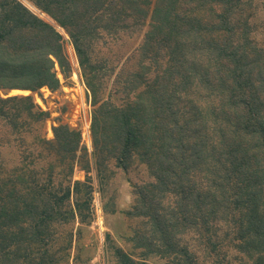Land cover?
<instances>
[{
	"label": "trees",
	"instance_id": "obj_1",
	"mask_svg": "<svg viewBox=\"0 0 264 264\" xmlns=\"http://www.w3.org/2000/svg\"><path fill=\"white\" fill-rule=\"evenodd\" d=\"M28 1L71 40L94 107L93 152L79 157L81 133L65 124L44 137L48 113L30 95H0V264L82 262L84 227L75 225L91 224L88 174L110 162L125 171L138 162L151 177L134 185L127 212L145 222L130 239L139 256L200 264L180 241L195 232L211 253L228 242L247 257L241 264H264V42L253 5ZM122 35L128 56L117 55L107 86L112 61L96 45H123ZM56 65L64 77L71 71L60 32L19 0H0V91L55 92ZM76 164L84 181L72 178ZM114 252L119 264H140Z\"/></svg>",
	"mask_w": 264,
	"mask_h": 264
},
{
	"label": "rangeland",
	"instance_id": "obj_2",
	"mask_svg": "<svg viewBox=\"0 0 264 264\" xmlns=\"http://www.w3.org/2000/svg\"><path fill=\"white\" fill-rule=\"evenodd\" d=\"M19 1L37 16L52 24L63 36L65 52L71 64V71L64 77L58 65H56L55 70L60 80V87L55 92L42 88L36 93L12 90L0 91V95L3 97L30 95L35 103L48 113L43 128L44 137L49 140L54 139L53 127L65 124L81 133L82 139L77 155L79 157L87 155L91 160L93 152L91 123L94 107L91 95L83 81L71 40L64 29L59 27L47 14L38 10L30 1L26 0L34 7H29L30 4L26 1ZM248 3L253 5L252 22L256 29L254 36L260 42H264V7L262 0H248ZM122 36H124L123 42L125 43L123 45H116L109 38L100 41L96 45V56L112 61L107 67L109 73L105 76L107 86L113 79L115 71H119L118 67L112 70L113 61H116L117 55H121L123 59L128 56L130 49L128 44L131 39L125 35ZM135 37H138V34ZM81 162H83L82 159H80V164ZM91 169L88 174L91 177V184L94 189L91 224L89 226L79 225L77 221V225H75V227H84L83 233L78 239L81 259L85 260V264L87 257L90 259L89 264H119L116 252H114L115 247H119L138 260L140 264H166L168 259L163 260L158 256L148 258L139 256L140 250L134 249V243L130 241L131 236H134V231L144 229L145 226V222L141 218H132L127 212L134 204V185L142 184L151 179L147 168L135 162L125 171L115 167L114 163L110 162L106 172L102 171L99 174L92 164ZM86 177L87 173L76 164L73 180L84 181ZM222 226L219 224L218 227ZM218 234L223 238V232L219 231ZM180 241L196 255L200 264H241L248 261L245 255L234 249L228 242H223V246H219L216 252L211 253L203 243L204 239L202 240V237L195 232L182 235Z\"/></svg>",
	"mask_w": 264,
	"mask_h": 264
}]
</instances>
